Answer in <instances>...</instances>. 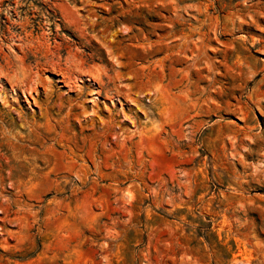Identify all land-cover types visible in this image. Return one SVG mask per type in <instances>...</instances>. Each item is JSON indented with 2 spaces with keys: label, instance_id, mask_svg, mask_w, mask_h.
Wrapping results in <instances>:
<instances>
[{
  "label": "rangeland",
  "instance_id": "obj_1",
  "mask_svg": "<svg viewBox=\"0 0 264 264\" xmlns=\"http://www.w3.org/2000/svg\"><path fill=\"white\" fill-rule=\"evenodd\" d=\"M0 264H264V0H0Z\"/></svg>",
  "mask_w": 264,
  "mask_h": 264
}]
</instances>
